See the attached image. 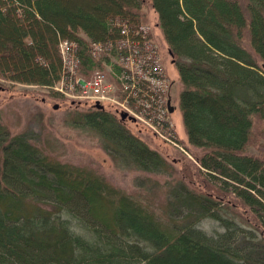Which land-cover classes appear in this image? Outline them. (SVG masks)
Masks as SVG:
<instances>
[{
	"label": "trees",
	"instance_id": "1",
	"mask_svg": "<svg viewBox=\"0 0 264 264\" xmlns=\"http://www.w3.org/2000/svg\"><path fill=\"white\" fill-rule=\"evenodd\" d=\"M147 3L180 75L196 170L184 165L188 180L173 175L105 104L68 106L64 126L94 134L145 172L173 176L165 199L152 200L63 159L53 131L11 133L0 112V264H264V0H0V78L50 87L89 78L103 62L121 72L130 51H147ZM135 82L132 91L119 83V97L151 117L161 92ZM204 218L223 230L201 229Z\"/></svg>",
	"mask_w": 264,
	"mask_h": 264
},
{
	"label": "rangeland",
	"instance_id": "2",
	"mask_svg": "<svg viewBox=\"0 0 264 264\" xmlns=\"http://www.w3.org/2000/svg\"><path fill=\"white\" fill-rule=\"evenodd\" d=\"M144 9L148 17V21L145 23L148 25L153 40L158 46L164 75L166 76L165 99L170 96L172 104H174V111L168 112L167 110L168 113L165 116L166 121L169 122V127L165 128L163 124L157 125L148 117L141 114L139 116L137 113L138 116H136L133 113L131 108L116 93L118 89L115 82L116 70L106 62L102 63L101 68L107 71V86L109 88L103 93L105 97H98L102 100L96 97L95 90L90 87L86 88L83 81L82 90L75 94L64 89L63 83L60 84L62 90H55L64 94L66 98L63 99L54 96L49 88L0 78V112L3 122L9 127L11 133L24 132L34 138H40L43 132L53 131L65 143L62 153L63 159L93 167L102 172L114 184L126 188L128 191L147 192L150 199L160 201L165 199L164 193L161 192L164 182L170 181L173 176L145 172L121 158L120 153L104 147L100 139L95 137L94 134L85 133L62 124L68 106L87 110L95 106L96 103H101L105 104L120 118H123V114L127 110L128 115L134 116V119L129 116L123 118L126 129L131 134L142 138L151 149L160 152L173 166V175L179 174L182 177L183 167L187 164L192 165V169L196 170L194 153L197 149L188 142L182 113L178 106L181 89L180 75L175 62H173V56L169 52L168 43L158 26V13L149 3L146 4ZM176 59L179 60L181 57ZM259 66L260 69L264 70L263 60H259ZM169 139H172L178 145L176 146L175 142L173 143ZM249 152L258 153L257 149L252 146L249 148ZM113 153L118 155V158H115ZM182 178L188 180L186 177ZM195 183L198 184V182ZM39 196L43 199L47 208L56 207V203L50 197L51 194L42 193ZM44 204L42 205L44 206ZM64 211H66L65 208L61 212L65 213ZM179 211L176 212V215L179 218L183 217L185 212L182 208ZM238 211L241 212L242 210L238 209ZM235 212L237 211L235 210ZM68 220L71 228L76 232L91 235L90 230L83 226L81 219L69 217ZM199 227L209 233L223 230L219 221L209 218H204L199 223Z\"/></svg>",
	"mask_w": 264,
	"mask_h": 264
},
{
	"label": "built area",
	"instance_id": "3",
	"mask_svg": "<svg viewBox=\"0 0 264 264\" xmlns=\"http://www.w3.org/2000/svg\"><path fill=\"white\" fill-rule=\"evenodd\" d=\"M145 32L148 31L147 26L142 27ZM147 51H145L144 54H136L137 47L133 51H130V53L127 56V61L125 63V67L121 69V72L116 73V77L120 80L122 83L124 89H129V91H132V87L135 86L136 79L138 80H145L149 83V86L153 89L161 92V98L158 100V104L153 108L154 112H151V117L145 116L142 111H139L135 108V106L128 103L127 98L123 100L127 106L131 108L133 113L138 116L139 114L148 117L152 122L156 123L157 125L163 124V126L167 123L165 116L168 113L167 112V105H166V76L164 75L163 66L161 62L160 54L156 48V46L153 44L152 40L149 39L147 43ZM94 47L96 51H99L102 49V46L99 44H94ZM139 55V56H138ZM123 62V61H122ZM121 65V64H120ZM124 65V64H123ZM105 70H96L89 80L85 81L82 80L85 83L86 88H92L96 92V97H105L103 94L107 89L109 88L107 86V75ZM78 79V81H80ZM82 87L84 86L81 83ZM75 82L69 83V88L71 89L69 92L72 93L75 89ZM59 89L62 90V87H59ZM99 92V93H98ZM74 94V93H72ZM102 98H98L101 99ZM141 103H143L141 101ZM138 115H137V114ZM140 116V115H139ZM171 142H175L172 139H169ZM175 145H178V143H174Z\"/></svg>",
	"mask_w": 264,
	"mask_h": 264
},
{
	"label": "water",
	"instance_id": "4",
	"mask_svg": "<svg viewBox=\"0 0 264 264\" xmlns=\"http://www.w3.org/2000/svg\"><path fill=\"white\" fill-rule=\"evenodd\" d=\"M168 104H169L170 111H173L174 110V105L172 104L171 98L169 99ZM127 116H129L128 113L127 112H124L123 118H126ZM129 117L132 118V119H134V117H132V116H129Z\"/></svg>",
	"mask_w": 264,
	"mask_h": 264
}]
</instances>
